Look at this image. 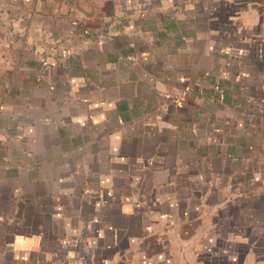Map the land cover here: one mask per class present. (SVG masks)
I'll list each match as a JSON object with an SVG mask.
<instances>
[{
	"label": "crops",
	"instance_id": "crops-1",
	"mask_svg": "<svg viewBox=\"0 0 264 264\" xmlns=\"http://www.w3.org/2000/svg\"><path fill=\"white\" fill-rule=\"evenodd\" d=\"M264 264V0H0V264Z\"/></svg>",
	"mask_w": 264,
	"mask_h": 264
},
{
	"label": "built area",
	"instance_id": "built-area-1",
	"mask_svg": "<svg viewBox=\"0 0 264 264\" xmlns=\"http://www.w3.org/2000/svg\"><path fill=\"white\" fill-rule=\"evenodd\" d=\"M66 264H87V263L76 257H69L66 261ZM100 264H111V263L109 261H103Z\"/></svg>",
	"mask_w": 264,
	"mask_h": 264
}]
</instances>
